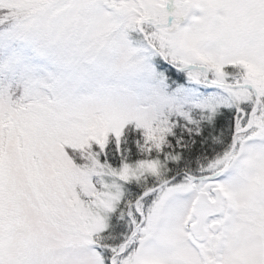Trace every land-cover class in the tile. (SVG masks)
<instances>
[{
	"label": "snow or ice",
	"instance_id": "snow-or-ice-1",
	"mask_svg": "<svg viewBox=\"0 0 264 264\" xmlns=\"http://www.w3.org/2000/svg\"><path fill=\"white\" fill-rule=\"evenodd\" d=\"M0 264H264V0H0Z\"/></svg>",
	"mask_w": 264,
	"mask_h": 264
}]
</instances>
